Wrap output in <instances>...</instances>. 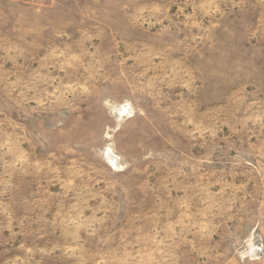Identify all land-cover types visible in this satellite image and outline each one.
<instances>
[{"label":"rangeland","instance_id":"374dc122","mask_svg":"<svg viewBox=\"0 0 264 264\" xmlns=\"http://www.w3.org/2000/svg\"><path fill=\"white\" fill-rule=\"evenodd\" d=\"M0 264H264V0H0Z\"/></svg>","mask_w":264,"mask_h":264}]
</instances>
